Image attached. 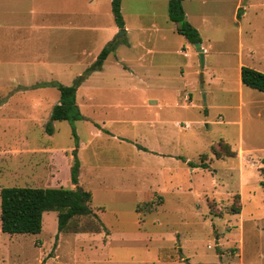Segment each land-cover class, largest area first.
<instances>
[{
    "label": "rangeland",
    "instance_id": "374dc122",
    "mask_svg": "<svg viewBox=\"0 0 264 264\" xmlns=\"http://www.w3.org/2000/svg\"><path fill=\"white\" fill-rule=\"evenodd\" d=\"M235 2L186 1L188 22L210 40L201 68L165 0H121L129 46L118 40L102 70L86 75L97 46L57 56L59 39L96 32L64 33L59 22L77 23L95 5L112 24L110 3L106 16V0L11 1L30 26L0 25V189L80 187L92 194L96 217H77L59 233L49 211L37 235L0 231V264H264V94L240 96L237 75L240 55L249 66L247 47L255 58L264 53V6L261 20L253 11L251 37L249 17L233 21ZM4 11L0 21L16 23L8 16L16 12ZM82 76L76 104L84 120L52 122L48 135L59 99L50 84L72 86Z\"/></svg>",
    "mask_w": 264,
    "mask_h": 264
},
{
    "label": "trees",
    "instance_id": "16d2710c",
    "mask_svg": "<svg viewBox=\"0 0 264 264\" xmlns=\"http://www.w3.org/2000/svg\"><path fill=\"white\" fill-rule=\"evenodd\" d=\"M120 1H111L113 22L119 31L114 40L109 42L100 51L96 60L86 71V75L101 69L104 60L116 49V42L118 40H122V44L125 43L124 21L120 10ZM182 2L183 0H168V18L176 25V32L182 35L189 44L201 43L197 30L186 20ZM85 78V76H82L81 80H78L72 86H64L58 83L50 84L59 92V99L58 103L51 109L49 121L45 128L48 135H51L53 132L52 122H76L84 120L76 104V92ZM240 80L243 86L264 93V73L242 66L240 69ZM41 86L45 85L41 84ZM1 104L2 99L0 97ZM73 135L76 136L74 132ZM76 137L75 143L78 146ZM233 155V152H229L225 157ZM72 158L70 183L77 186L80 166L76 150L72 151ZM91 202L92 194L80 187H76L75 189L64 187L45 189L32 187L2 188L0 189V231L8 235H37L41 232L43 214L53 211L56 212L57 231L61 233L66 231L68 224L77 217H96V214L90 207ZM240 211L241 206L239 202V206L233 209L232 214H239Z\"/></svg>",
    "mask_w": 264,
    "mask_h": 264
},
{
    "label": "crops",
    "instance_id": "0c3cea01",
    "mask_svg": "<svg viewBox=\"0 0 264 264\" xmlns=\"http://www.w3.org/2000/svg\"><path fill=\"white\" fill-rule=\"evenodd\" d=\"M11 1L12 0H0V2H1V7H0V9L1 10H5L4 11V13L5 14H9L10 12H13L14 10L12 9L13 7H11L10 5H11ZM85 1H89V2H91V0H85ZM111 1L112 0H106V2H107V8H106V12H105V15L107 16H109V3H110V10H111ZM186 1L187 0H183V2H182V6H183V11H184V14H185V17H186V20L187 21H189L190 22V20H189V15L186 13V10H185V3H186ZM246 1H248V0H236V2H235V7H234V12H233V21L235 22V23H240L238 20H237V16L240 14V18L241 19H244V18H246V17H249L250 19L247 21L248 23H250L249 24V34H250V36L251 37H253V22H252V20H253V11H254V15H255V17L257 18V19H259V20H261L262 19V17L261 16H263V15H260L261 14V10L263 9V8H261V7H263L264 5H261V6H255L256 5V3H250V2H248V4H247V2ZM165 2H167V4H168V0H165ZM263 4V3H262ZM253 8H255L254 10H253ZM250 9V10H249ZM259 9V10H258ZM83 10V9H82ZM120 10H121V1H120ZM86 11L87 12H84V14H82V16L84 17V18H80L79 19V21L76 23L75 21H66V20H62V19H60V22H59V24H60V27H61V29H62V31L64 32V33H66L65 31H69V30H74V31H90V32H96L97 33V31L98 32H100L99 34H96V33H91V34H85V35H75V36H73V35H71V34H69V36H67V35H62V38H60L59 40L60 41H62L63 42V45L62 44H59L58 45V47H59V49H58V55L57 56H62V55H65L66 56V54H68V55H72L73 57H80V56H84V54L88 51V48H91V47H93V46H97L96 47V51L94 52V53H92V54H88L89 56H91L92 57V61L94 62L95 60H96V58H97V54H98V50L100 49V50H102L109 42H111L113 39H114V37L117 35V33H118V31H119V29L114 25V22H113V18H112V24H111V22H108L109 20L107 19H105V21H101L100 20V18H98V13L96 12L97 10H95V5L93 6V5H91V6H88V7H86ZM256 11V12H255ZM14 12H16V13H11L10 15H8V16H10V17H12V18H15L16 19V23H9L10 21V18H7V19H5V20H2V21H0V25L1 26H11V24H18V20H20L21 22H22V26L24 27V28H26L27 26H30V25H28L29 23L27 22V19H26V13H23V16L20 18V17H18V15H19V12L17 11V10H15ZM81 13V12H80ZM80 13H79V16H81L80 15ZM122 14V13H121ZM77 14L76 13H74V16H76ZM260 15V16H259ZM111 16H112V13H111ZM123 17V16H122ZM102 20L104 19V18H101ZM123 21H124V19H123ZM104 22H107V24L106 25H103L104 24ZM30 23H31V21H30ZM193 24V23H192ZM196 24H198V27L197 28H199V27H202V26H204L205 24H206V21L203 19V18H201L200 20H197V22H196ZM113 25V26H112ZM116 28H115V27ZM117 30V32H116V34L114 35V37H113V34H114V30ZM123 30H124V40H125V43H123L122 45L123 46H129V40H128V28H127V26H126V24H125V21H124V28H123ZM197 30V29H196ZM175 32H176V28H175ZM198 32V31H197ZM177 33V32H176ZM178 34V33H177ZM198 34H199V36H200V38H201V43H200V45H201V48L203 49V51H204V66L203 67H201V68H204L205 67V59H206V57H207V55H208V53H209V50H211V45H210V40L209 39H206V40H204L202 37H201V35H200V33L198 32ZM239 34H241V31H240V29H239ZM179 35V34H178ZM181 36V38L187 43V44H189L186 40H185V38L182 36V35H180ZM99 37V38H98ZM113 37V39L111 40V38ZM67 42H68V44H67ZM252 43H253V41H252ZM204 44L206 45V46H204ZM189 45H191V44H189ZM192 47H193V45H191ZM240 48H242V44H241V41H240ZM183 49H182V51H180L179 53L180 54H182L183 55V57H188L189 55L187 54V53H185L184 52V47H182ZM248 48V50H247V52H248V65L249 66H246V65H244V63H243V61H242V57H241V55L239 56V60H238V62H237V75H238V88H239V93H240V96H242L243 95V89H250V88H247V87H245V86H243L242 84H241V80H240V69H241V67L242 66H246V67H249V68H252V69H255V68H253V60H256V62L258 63V65H259V67L258 68H262V69H260V70H258V69H255V70H257V71H259V72H262V73H264V63L262 64V60H260V59H264V53H262V58H255V53H254V48H253V46L252 45H250L249 47H247ZM81 51H83L82 53H81ZM98 51V52H97ZM88 53V52H87ZM100 53V52H99ZM83 54V55H82ZM197 54V53H196ZM13 56H15L16 57V52H15V54L13 55ZM108 57V56H107ZM57 63V66L58 67H63V64L62 63H60L59 62V60H57L56 61ZM42 63H40V65H41ZM104 64V63H103ZM102 67H103V65H102ZM102 67H101V69L99 70V71H101L102 70ZM99 71H96V72H99ZM80 72H78V74H79ZM95 73V72H94ZM93 74V73H92ZM205 74V72H203V75ZM90 76V75H89ZM88 76V77H89ZM88 77H86V79L84 80V82H86V80L88 79ZM83 82V83H84ZM83 83H81V85L78 87V89H77V93H78V91H79V89H80V87L83 85ZM39 85V84H38ZM252 91H253V89H251ZM255 91V90H254ZM264 94V93H263ZM58 103V102H57ZM56 103V104H57ZM158 152V154L160 153L161 154V156L160 157H163V154H165V153H163V151L162 150H159V151H157ZM163 153V154H162ZM240 153V152H239ZM165 155H167V156H172V155H170V154H165ZM69 179H70V176H69Z\"/></svg>",
    "mask_w": 264,
    "mask_h": 264
},
{
    "label": "water",
    "instance_id": "95a60500",
    "mask_svg": "<svg viewBox=\"0 0 264 264\" xmlns=\"http://www.w3.org/2000/svg\"><path fill=\"white\" fill-rule=\"evenodd\" d=\"M194 48L196 49V53L198 55V58H199V62H200V67H203L204 66V51L203 49L201 48V45L200 43H196L193 45ZM203 78V75L202 73L200 74V79L202 80Z\"/></svg>",
    "mask_w": 264,
    "mask_h": 264
}]
</instances>
